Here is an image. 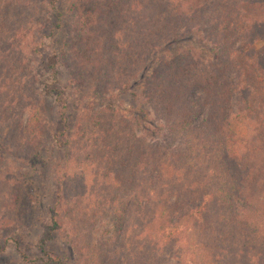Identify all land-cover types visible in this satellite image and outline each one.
<instances>
[{"label": "trees", "instance_id": "trees-1", "mask_svg": "<svg viewBox=\"0 0 264 264\" xmlns=\"http://www.w3.org/2000/svg\"><path fill=\"white\" fill-rule=\"evenodd\" d=\"M5 3L6 0H0V10ZM64 24L61 65L77 88H90L101 101L130 84L140 65L166 41L178 42L185 32H200L214 47V58L206 65L188 53L161 64L147 80L149 104L168 141H178L179 147H165L158 142L149 145L135 136L132 129L128 134L124 125L118 127L120 120L112 112L100 111L81 123L80 135L88 132L90 145L88 155L79 161L90 160L71 177L72 183L77 182L73 188L83 192L71 202L76 203L72 204L76 209L72 213L74 219L84 228V224L96 221L97 217L110 215L117 233L125 232L126 237L129 229H137L134 240L121 244L118 241L112 264H165L166 254L177 246L185 253L180 264H219L231 246L242 252L236 246L245 235L248 239L257 237L259 230L252 228L259 227L255 221L264 216L244 191L245 186L253 181L258 183V179L234 159L240 143L229 128L233 93L230 78L234 72L239 78H247L251 73L248 67L254 64L252 71L257 72L260 87L246 86L241 89V96L244 105H251L254 97L264 108V46L258 52L233 58L231 43L237 30L248 47L254 49L257 42L264 43V0H71ZM4 34L0 24V54ZM19 99L20 105L23 96ZM39 104L32 106L23 137L18 141L24 150L15 153L28 162L38 159L50 140L46 113ZM12 106L13 100L4 101L0 124L12 121ZM134 119L142 127L146 123L143 114ZM64 123L66 128L57 141L67 153L66 169L68 162L77 159H73V148L67 140L69 127L66 120ZM124 134L127 139L122 140ZM203 176L205 185L197 181ZM65 187L61 182L55 196L50 218V231L54 234L61 229L58 212L66 206ZM30 188L26 177L17 174L9 161L0 157V195L3 193L6 198L3 209L9 212L4 219L7 227L30 229L34 224L36 202ZM213 189L209 207H201L205 195ZM233 192L244 209L258 216L249 225L239 216L233 220L226 217L228 209L224 208L220 215L211 212L214 201L229 206L228 198ZM88 218L91 220L84 221ZM128 241L134 243V257L127 254ZM106 244H101L102 251L92 257L86 255L91 246L88 249L83 243L77 245V264H105ZM250 247L249 242L248 252L253 250Z\"/></svg>", "mask_w": 264, "mask_h": 264}, {"label": "rangeland", "instance_id": "rangeland-1", "mask_svg": "<svg viewBox=\"0 0 264 264\" xmlns=\"http://www.w3.org/2000/svg\"><path fill=\"white\" fill-rule=\"evenodd\" d=\"M70 4L71 0H6L0 10V24L5 31L2 36L4 42L1 45L3 54H0V86L4 85L5 88L3 96L0 95V111L4 101L10 100H13L12 109L15 111L11 122L1 121L0 124V157L9 161V165L14 168L17 174L26 177L36 202L35 220L31 228L11 229L7 227L4 220L9 217V212L3 209L6 198L1 193L0 264H31L36 260L42 261V264H77V245L81 246L82 243L88 249L91 246V251L86 254L87 256L98 255L102 251V246L107 243L103 261L105 264H112L116 257L114 252L118 241L121 244L127 240H134L137 229H129V236L126 237L125 232L117 233L110 215H101L97 217L96 221L91 222L92 224L89 222L84 224L87 225L84 228L81 227L80 221L74 219L72 213L76 212V209L72 204L76 205V203L71 202L75 201L76 196L83 192L73 188L77 182L72 183L71 177H73V173L76 174V170L84 169V163H88L90 160L88 158L79 161L83 155H88V146L90 145L86 137L88 132L86 135H80L81 123L84 120L92 119L100 111L112 112L120 120L118 127L124 125L128 134L132 129L131 132L135 136L137 135L139 139L146 141L149 145L158 142L164 144L165 147L178 146V141H168L169 138L164 135L162 125L158 122L157 113L149 104L147 91L150 90V87L147 80L153 76L161 64L188 53H192L204 65L210 63L214 58V47L205 34L198 32L197 35H194L185 32L183 33L186 34L185 37H181L178 42H164L150 59L140 65L141 67L130 78V84H126L123 86L124 88L121 87L107 96L106 100L101 101L94 96L90 88H77L66 67L61 65L60 53L66 36L64 22ZM239 31L237 30L238 33ZM238 33L233 36L231 43L233 58L244 56L245 53L250 55L253 51L258 52L264 46V43L257 42L254 49L248 47L244 45L240 33ZM52 59H56L57 62L53 63ZM249 61L253 64L251 58ZM253 65L248 67L247 71H251V73L246 72L249 75L247 78H239L235 72L230 78L233 93L229 105L231 115L229 128L233 137L239 139L240 143L234 159L239 161V165L244 167L245 172L252 173L258 179V183L253 181L251 185L245 186L244 191L247 195L248 193L251 195L252 201L250 202L256 205L255 207L263 217L264 108L263 106L260 108L259 101L254 97L250 100L251 105H244L241 96V89L246 86L254 88L255 85V89L260 87L256 81L257 72L252 71ZM52 90L59 94L52 93ZM22 96L23 102L19 105L18 101ZM36 103H40L45 110V121L48 125L50 140L38 159L28 162L23 159L24 157H16L15 153L24 150L22 143L19 145L20 137H23L22 131L27 125L31 108L36 106ZM65 114L66 116H64ZM142 114L146 117L143 127L138 125L134 119ZM65 120L69 127V130L66 131L69 134L67 140H70V148L74 149L71 150V153L73 159L78 160V162L77 160L72 163L68 162L66 169L67 153L65 148L60 145L61 142L57 141L59 135L66 128ZM259 121L263 125L259 124ZM129 122L131 124L128 125ZM200 122L201 120L197 125H200ZM157 124L160 125V128H157ZM86 131L84 130V132ZM82 137L83 139H81ZM124 137L127 139L124 134L122 140ZM67 140L63 139V141ZM74 154L78 158H75ZM235 170L237 171L236 168ZM204 178V176L198 178L197 181L205 185ZM61 182L66 186L64 200L67 202L63 209H59L58 221L61 223V229L54 234L50 231V218ZM214 192L213 189V192L209 191L210 194L205 195V200L200 204L201 207H209L208 203ZM236 196V192H233V196L228 198L229 206L227 205V207L217 204L215 201L212 202L211 212L220 215L224 208L228 209L226 217L229 216L233 220L235 216H239L240 220L249 225L253 218L258 216L244 209V204ZM86 198L88 199V197ZM257 219L255 223L259 227L255 225L252 228V230H259L257 237L248 239L245 235L242 243L240 242L236 246L242 252L234 250L235 246L229 247L220 258L221 264H253V262L264 264V219ZM89 220L91 219H84V221ZM42 241L48 242L42 244ZM249 242L252 244L250 248L253 250L248 252ZM127 243L130 248V252L127 254L134 257L131 255L134 253V251L131 252V248L134 249L131 245L134 243L132 241ZM184 254L180 247H174L166 254L165 264H180L184 259ZM235 254L240 259L238 262H236L238 259Z\"/></svg>", "mask_w": 264, "mask_h": 264}]
</instances>
